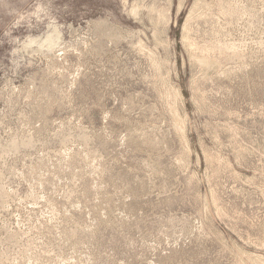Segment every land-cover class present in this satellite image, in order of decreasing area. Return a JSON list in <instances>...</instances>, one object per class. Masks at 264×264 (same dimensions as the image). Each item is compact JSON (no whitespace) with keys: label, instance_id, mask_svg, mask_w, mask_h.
Wrapping results in <instances>:
<instances>
[{"label":"rangeland","instance_id":"rangeland-1","mask_svg":"<svg viewBox=\"0 0 264 264\" xmlns=\"http://www.w3.org/2000/svg\"><path fill=\"white\" fill-rule=\"evenodd\" d=\"M0 264H264V0H0Z\"/></svg>","mask_w":264,"mask_h":264}]
</instances>
